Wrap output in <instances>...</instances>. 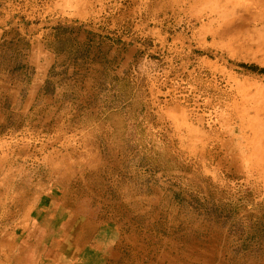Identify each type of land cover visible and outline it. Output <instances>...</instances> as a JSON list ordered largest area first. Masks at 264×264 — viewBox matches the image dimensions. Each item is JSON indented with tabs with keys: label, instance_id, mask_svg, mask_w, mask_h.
<instances>
[{
	"label": "rangeland",
	"instance_id": "obj_1",
	"mask_svg": "<svg viewBox=\"0 0 264 264\" xmlns=\"http://www.w3.org/2000/svg\"><path fill=\"white\" fill-rule=\"evenodd\" d=\"M217 4L0 0V234L22 211L23 246L91 223L99 264H264V180L203 167L195 136L264 124L258 12L228 32Z\"/></svg>",
	"mask_w": 264,
	"mask_h": 264
},
{
	"label": "bare ground",
	"instance_id": "obj_2",
	"mask_svg": "<svg viewBox=\"0 0 264 264\" xmlns=\"http://www.w3.org/2000/svg\"><path fill=\"white\" fill-rule=\"evenodd\" d=\"M212 11L214 15L224 19L222 27L232 26L228 32L234 31L235 24L241 19V13L246 11L258 12V16L250 25L261 24L264 28V0H218ZM249 36L258 37L257 39L262 40L264 46V34L260 33V29L251 32ZM214 117L216 116H209L210 120H208L206 116L198 115L196 118V121L202 122L200 124L202 129L196 130L197 142L208 136L206 128L215 135L211 144L204 145L199 151L203 167H212L216 175L222 174L231 182L251 185L264 180V124H257L256 119L250 118L247 120V126L246 117L238 114L231 115L225 121L222 116H217L213 121ZM233 120L234 127L228 132V137H222L218 130L219 125L223 121L226 124ZM192 129L197 128L193 126ZM194 131L192 130L193 133ZM243 143H246V146Z\"/></svg>",
	"mask_w": 264,
	"mask_h": 264
},
{
	"label": "crops",
	"instance_id": "obj_3",
	"mask_svg": "<svg viewBox=\"0 0 264 264\" xmlns=\"http://www.w3.org/2000/svg\"><path fill=\"white\" fill-rule=\"evenodd\" d=\"M84 226L86 231L83 224L79 226L82 231L70 232L68 226L66 230L38 231L23 246L21 211L12 227L0 234V264H99V234L91 231V223Z\"/></svg>",
	"mask_w": 264,
	"mask_h": 264
}]
</instances>
